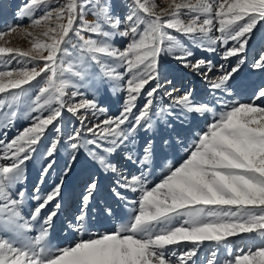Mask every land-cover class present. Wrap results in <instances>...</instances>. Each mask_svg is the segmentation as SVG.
<instances>
[{"label": "snow or ice", "instance_id": "snow-or-ice-1", "mask_svg": "<svg viewBox=\"0 0 264 264\" xmlns=\"http://www.w3.org/2000/svg\"><path fill=\"white\" fill-rule=\"evenodd\" d=\"M0 264H264V0L17 5Z\"/></svg>", "mask_w": 264, "mask_h": 264}, {"label": "rangeland", "instance_id": "rangeland-1", "mask_svg": "<svg viewBox=\"0 0 264 264\" xmlns=\"http://www.w3.org/2000/svg\"><path fill=\"white\" fill-rule=\"evenodd\" d=\"M23 0H0V23L3 21H12L13 20V14L17 8V5L21 4ZM13 46H26L27 42L21 38L13 37L10 38ZM257 41H259V34L256 37ZM105 106H112L111 110L113 112L116 111V108L118 105H115V101L112 98L106 97L104 99ZM11 135V133H10ZM35 172L31 170L30 168V179L34 178Z\"/></svg>", "mask_w": 264, "mask_h": 264}]
</instances>
